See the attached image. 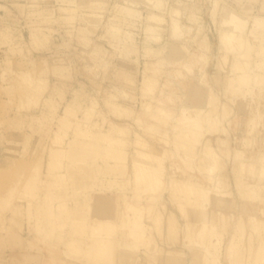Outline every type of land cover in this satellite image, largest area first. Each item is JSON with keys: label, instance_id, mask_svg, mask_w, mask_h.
<instances>
[{"label": "rangeland", "instance_id": "1", "mask_svg": "<svg viewBox=\"0 0 264 264\" xmlns=\"http://www.w3.org/2000/svg\"><path fill=\"white\" fill-rule=\"evenodd\" d=\"M260 4L264 0H0V264H91L96 218L104 229L112 217L121 224L133 216L146 220L136 223L137 235L128 241L137 245L139 260L147 257L142 264H170L164 250L177 264H202L207 243L200 247L197 240L200 210L187 203L194 194L190 177L205 179L181 156L189 154L194 167H214L217 162L208 163L198 150L224 135L231 151L214 178L226 180L228 194L209 196L208 207L223 235L217 252L210 248L228 264V244L243 222L239 264H264V257L256 263L264 241V83L241 90L227 85L237 62L264 79V27L253 23L255 32L244 33L250 51L227 53L228 70L218 41L227 9L264 19ZM175 19L179 36L172 33ZM200 49L207 51L202 61L210 64L201 71L213 97V109L203 113L215 121L212 129L204 124L209 137L203 143L186 133L180 117L146 106L167 88L163 79L149 83L151 69L143 77L153 60L186 72L189 51ZM182 73L180 82L188 75ZM177 105H186L183 91ZM195 113L189 107L185 116ZM187 234L197 245L190 239L186 246Z\"/></svg>", "mask_w": 264, "mask_h": 264}, {"label": "bare ground", "instance_id": "2", "mask_svg": "<svg viewBox=\"0 0 264 264\" xmlns=\"http://www.w3.org/2000/svg\"><path fill=\"white\" fill-rule=\"evenodd\" d=\"M224 12V11H223ZM225 15L221 18L220 21V26H221V32L219 35V44L222 50V60L220 59V62L224 63V69H230L232 66L230 61H231V55H227V53H230V51H233L234 48L238 50H243V51H250V44L247 42V38L244 39V33L249 34L250 32L253 34L255 32V28L252 25L253 23L258 24L259 26L264 27V19L259 18V17H241L238 13L236 12H229V9H227L224 12ZM220 18V17H219ZM173 30L172 33L174 36H179L180 35V27L178 25L177 20L175 19V22H173ZM147 31H149L154 39L157 41L160 39V35L156 33V26L153 24H149L147 26ZM256 34V33H255ZM202 53L198 54H191L190 55V61L191 64L189 66H185L186 72L182 70V66H167L166 64L163 63V60H153L151 62H147L145 65L143 77L146 79V74L148 70H153V77L150 78V82L152 85L156 83L157 81L161 79H164V86L167 89H163L162 91L158 90L155 94L151 96V101H154V103H147L146 106L152 105L154 107L159 108L161 111H167L169 113H172L173 117H180L181 120L180 123L182 124L181 127L185 128L186 133H191L193 135H196L195 137L197 138V142L203 143V139H206L209 137L207 134V130L204 128V124H208V128L212 129L211 127L214 126V120L211 119V114L209 113H203V110L207 107L212 108L213 105V97L210 94L211 90L210 87L208 86L207 79L205 73L201 74L199 79H198V85H190L188 84V81H183L178 78L180 73H187V76H184V78L189 77V74L192 75L194 72V67H198V63L203 60L202 54L207 53V51L204 49ZM165 61V60H164ZM180 63V62H179ZM241 62H237L234 65V69L236 68L237 71L230 72L229 78L227 79V85L229 88H234V89H242L244 87L250 86V85H261L264 83V79H259L262 75L257 73L254 76L245 70V68L240 64ZM178 64V63H177ZM184 67V66H183ZM182 73V74H183ZM176 79V82H174V78ZM264 77V76H263ZM176 84L177 86L180 87V89L184 93V98L186 99V105L184 107H178L177 105V91H174L171 89L170 84ZM148 83V84H149ZM179 84V85H178ZM185 85V87L183 86ZM147 90L149 89L146 88ZM236 91V90H234ZM192 105V106H190ZM189 107H194L196 113L194 116L191 117H186L185 114L188 110ZM212 112V110H211ZM178 113H181V116H178ZM182 117V118H181ZM255 122L252 121L250 125V130L255 129ZM177 130L174 131L176 133ZM248 133V134H249ZM175 135V134H174ZM207 135V136H206ZM224 138H216L214 140V144L210 145H205L202 144L201 150H198V155L203 153V155H206V160L211 162L212 160H215L217 162L216 166H210L208 164L202 165L201 167H194L193 163H190V156L189 154L181 156L183 160V164L187 165L190 170H197L199 171L200 175L205 179V183H202L200 179L194 180V178H191L192 183V188L194 187V194H189L190 198L188 197V209H195L198 208L200 210L199 216L200 218L198 221H201V224L199 225L200 229L198 230V239L200 241L198 242L199 246L204 245L207 243V251H205L204 256L202 258V264H220V257L219 253L215 254L214 252H217L216 247L214 246L215 243H217L220 239L219 236L223 235V231L221 230H216L215 227H213V214L212 212L209 211L208 207L211 206L210 203L212 201L210 200L211 195H216L218 196L219 199H223L226 197L228 192L225 189V185L227 184L226 180L223 179L222 177L220 178H214V171H217L218 167H221L224 165V158H227V155L229 153V148H227V144L229 143L227 135H224ZM241 142H243V139H240ZM264 141V140H263ZM207 143V142H206ZM179 144V142H177ZM180 145V144H179ZM264 147V146H263ZM207 148V149H206ZM210 151V153H208ZM208 153V154H207ZM236 155L240 154V151L236 150L235 152ZM264 157V154L262 155ZM121 160H123L121 158ZM217 167V168H216ZM194 170V171H195ZM187 171V169H186ZM188 174V173H187ZM259 179V177H257ZM240 178H238L239 180ZM252 179H255L254 177ZM260 180V179H259ZM150 181V180H149ZM197 187H200L199 189ZM96 195V194H95ZM199 200V201H198ZM187 201V200H186ZM158 200H154L152 203V206L157 205ZM129 202H126V207ZM106 205V203H103ZM99 206H102V203L98 202ZM182 206V204H180ZM132 207L135 209H143L147 206L145 205H139L137 204H132ZM99 208V207H98ZM182 214L181 216H186L188 217L187 210L184 209L183 207L181 208ZM221 215V214H220ZM171 216L168 215L165 222L168 223V221L171 219ZM139 216H133L130 218L124 217L122 218V223H119V218L112 217L108 219L109 224L102 229V227L99 228L100 226V218H96L97 221L96 223L92 226L94 227V232H91L89 235V239L91 240V264H101L99 260L102 261V264H142V262L147 261V257L145 258L144 256L138 259L139 256H141L138 252L136 251V246L133 245L132 243H128V241H132V238L137 235L135 233L134 228L136 223H138L137 226H145L146 220L143 222H140L141 218L139 219ZM118 221V222H117ZM251 225L252 227L255 228L257 222L255 219H251ZM197 223V222H196ZM195 223V224H196ZM243 222L239 223V225L242 226V229H238L234 234H232L230 242L228 244L227 250H228V256H227V262L228 264H239L240 261V254L237 248L238 245V239H239V233L243 231ZM169 226V225H168ZM173 229L176 228L175 225H172ZM188 227V225H187ZM198 227V228H199ZM99 229V230H98ZM98 230V231H97ZM187 230V229H186ZM175 231V229H174ZM192 233V232H191ZM190 235L189 237H191ZM141 237V236H140ZM188 237V234H187ZM185 238L188 241L185 242L186 246L189 245L190 239L191 238ZM148 238L149 234L146 235V244H148ZM193 243H194V238ZM191 239V241H192ZM195 240V241H197ZM206 240V241H205ZM196 244V242L194 243ZM132 245V246H131ZM197 245V244H196ZM214 246V252L211 251V248ZM132 249V250H131ZM133 251V253H131ZM115 254L117 257L115 258ZM169 254L168 251L164 250V256L163 258H166L170 264H175L176 259H168L166 256ZM187 256L190 258L192 254L186 253ZM197 255V253L195 254ZM199 257V255H198ZM262 257H264V241H261L258 247L256 259H259L261 261ZM145 258V259H144ZM198 259V258H197ZM146 260V261H145ZM186 260V259H185ZM62 264H64V260L61 261ZM149 263V261H147ZM85 264V263H84ZM177 264V263H176ZM180 264H187L186 262H182Z\"/></svg>", "mask_w": 264, "mask_h": 264}, {"label": "crops", "instance_id": "3", "mask_svg": "<svg viewBox=\"0 0 264 264\" xmlns=\"http://www.w3.org/2000/svg\"><path fill=\"white\" fill-rule=\"evenodd\" d=\"M261 5V7H260V9H261V11H263L264 12V4H260ZM138 46H139V49L140 50H142V48L140 47V45L138 44ZM191 48V47H190ZM189 48V49H190ZM194 51V50H193ZM202 51L203 50H199V51H197V52H191V51H189L191 54H196V53H198V54H200V53H202ZM202 56H204L203 58H206L205 57V55L204 54H202ZM135 58V57H134ZM140 61H141V59L139 58V64H140ZM203 61H201L200 62V64H199V66L197 67V68H195L194 70V74L193 75H190L189 77H187V78H185L186 80L185 81H188L189 83L188 84H190V85H194V86H197L198 85V79H199V77H200V75L201 74H203L204 72L203 71H201V70H203V68L205 69L206 68V66L207 65H209L210 63H208V61H206L205 62V60H204V62L202 63ZM133 64V63H132ZM134 65V64H133ZM135 67V66H134ZM215 67V66H214ZM136 68V67H135ZM215 70H216V68H215ZM199 71H200V75H199ZM217 71V70H216ZM218 72V71H217ZM160 81H162V79L160 78ZM163 81H164V79H163ZM161 83V82H160ZM173 84H174V82H173ZM179 85V84H178ZM180 86V85H179ZM179 86H177L176 84H174L173 85V87H171V89L172 90H174V91H178V92H181L182 90L180 89V87ZM183 86V85H182ZM183 87H185V85L183 86ZM25 243V242H24Z\"/></svg>", "mask_w": 264, "mask_h": 264}]
</instances>
